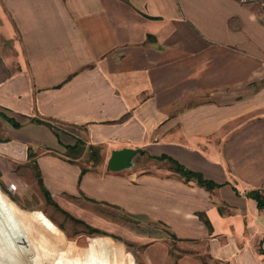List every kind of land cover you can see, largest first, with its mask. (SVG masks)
Listing matches in <instances>:
<instances>
[{
	"label": "crops",
	"instance_id": "obj_1",
	"mask_svg": "<svg viewBox=\"0 0 264 264\" xmlns=\"http://www.w3.org/2000/svg\"><path fill=\"white\" fill-rule=\"evenodd\" d=\"M79 138L98 162L70 154ZM123 148L143 152L114 171ZM263 183L264 0H0V185L17 200L47 190L145 264H264Z\"/></svg>",
	"mask_w": 264,
	"mask_h": 264
},
{
	"label": "rangeland",
	"instance_id": "obj_2",
	"mask_svg": "<svg viewBox=\"0 0 264 264\" xmlns=\"http://www.w3.org/2000/svg\"><path fill=\"white\" fill-rule=\"evenodd\" d=\"M93 150L84 144L79 152L81 155L91 156ZM99 153L101 155V149ZM4 193L9 196L14 207L5 202L2 197ZM24 197L25 201L23 197L17 200L4 185H0V264H52L50 261L55 252L82 249L90 243L103 246L105 249L109 246L112 251L121 254L124 262L145 264L143 260L138 259L143 246L126 240L123 236H116L113 239L105 234L91 233L90 224L84 220V223L75 221L68 214L69 211L49 202L38 186L35 185ZM7 215L12 217L8 219ZM127 221V224L134 226L135 229L141 227L139 222L131 219ZM14 222L20 223L21 228H12ZM147 224L145 223L142 231L156 229L153 225ZM159 228L163 235L171 238L166 228L162 226ZM168 243L171 246V240H168ZM177 246V242H174V248ZM75 261L76 264H81L79 260Z\"/></svg>",
	"mask_w": 264,
	"mask_h": 264
},
{
	"label": "trees",
	"instance_id": "obj_3",
	"mask_svg": "<svg viewBox=\"0 0 264 264\" xmlns=\"http://www.w3.org/2000/svg\"><path fill=\"white\" fill-rule=\"evenodd\" d=\"M84 144H86L85 141H83L82 139L79 138L74 145L69 146V152H70V154L72 156H74V157L80 156L81 153L79 152V150L82 148V146ZM91 148L94 149L93 150V153L91 155V158H92V161L94 163H96V162H98L101 159V155L99 153L100 148H97V147H91ZM172 161H173V163L175 165V169L178 172H180L183 176H185L187 179L196 178L201 185H205L208 188H213L215 185H217V183H215L214 181L206 178L202 173L186 167L184 164L180 163L179 161H177L175 159H172ZM45 194H46V197H47V199H48L49 202H51V203L55 204L57 207L61 208L59 206V204L50 196V194H49V192L47 190L45 191ZM249 194L252 195L253 197H255L257 199L259 206L264 207V199H263V197L261 195H259L256 191L250 192ZM2 197H3V199L5 200V202L7 204H10V205L13 206V203L11 202L9 196L6 193H4L2 195ZM68 214L71 215L70 213H68ZM72 218L75 221H77V222L84 223L83 220H80V219L75 218L73 216H72ZM91 227H92L91 228V233L93 232V233L107 234L105 231H103L101 229L95 228L93 226H91Z\"/></svg>",
	"mask_w": 264,
	"mask_h": 264
},
{
	"label": "water",
	"instance_id": "obj_4",
	"mask_svg": "<svg viewBox=\"0 0 264 264\" xmlns=\"http://www.w3.org/2000/svg\"><path fill=\"white\" fill-rule=\"evenodd\" d=\"M143 151L134 148L115 149L108 161V166L114 171L131 168L134 165V159Z\"/></svg>",
	"mask_w": 264,
	"mask_h": 264
},
{
	"label": "bare ground",
	"instance_id": "obj_5",
	"mask_svg": "<svg viewBox=\"0 0 264 264\" xmlns=\"http://www.w3.org/2000/svg\"><path fill=\"white\" fill-rule=\"evenodd\" d=\"M12 212H10L11 214ZM11 215H7L6 218H11ZM12 228L18 229L21 228L20 223L14 222L12 223ZM50 260V259H49ZM52 264H76V261L69 249H64L57 251L53 254L51 261Z\"/></svg>",
	"mask_w": 264,
	"mask_h": 264
},
{
	"label": "built area",
	"instance_id": "obj_6",
	"mask_svg": "<svg viewBox=\"0 0 264 264\" xmlns=\"http://www.w3.org/2000/svg\"><path fill=\"white\" fill-rule=\"evenodd\" d=\"M257 191L259 192V194L263 197L264 199V183L261 184L258 188H257ZM260 246H261V249L264 250V235L260 241Z\"/></svg>",
	"mask_w": 264,
	"mask_h": 264
}]
</instances>
